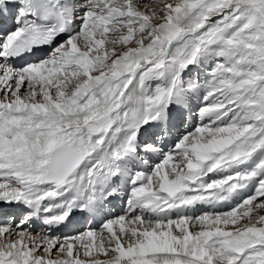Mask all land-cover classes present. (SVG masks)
Here are the masks:
<instances>
[{"label":"snow or ice","instance_id":"snow-or-ice-1","mask_svg":"<svg viewBox=\"0 0 264 264\" xmlns=\"http://www.w3.org/2000/svg\"><path fill=\"white\" fill-rule=\"evenodd\" d=\"M0 264H264V0H0Z\"/></svg>","mask_w":264,"mask_h":264}]
</instances>
